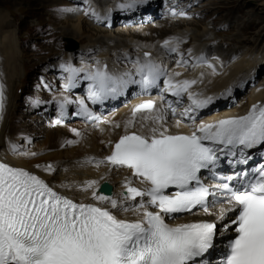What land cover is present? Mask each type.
Here are the masks:
<instances>
[{"label": "snow or ice", "instance_id": "snow-or-ice-1", "mask_svg": "<svg viewBox=\"0 0 264 264\" xmlns=\"http://www.w3.org/2000/svg\"><path fill=\"white\" fill-rule=\"evenodd\" d=\"M83 3L85 15L96 21L108 20L113 11L110 7L101 13L90 0ZM144 3L125 0L114 7L131 11ZM168 11L173 16L185 15L175 6ZM183 42L171 36L159 48L163 55L175 54L177 67H187L191 60L193 67L204 65L216 73L215 64L203 51L193 55L189 48L185 55ZM113 55V66L91 50L81 54L79 66L71 55L61 58V91L48 103H54L57 111L54 125L63 124L74 105L71 114L101 132L106 130L102 125L123 127L118 139L107 141L108 155L85 157L83 162L126 169L130 176L115 195L103 194L98 180H85L75 186L90 195L76 200L59 190L73 185H53L31 169L0 162V264H264V164L232 175H222L219 169L221 155L231 157L236 165H246L252 159L248 150L264 148V102L253 103L242 115L197 123L200 112L230 95L231 87L219 96L197 90L204 72L183 78L152 51L138 48L135 55L128 51ZM120 63L125 66H115ZM133 85L141 94L156 89L158 96L133 105L122 123L102 119L89 106H102ZM81 86L84 95L73 97V90ZM3 88L0 84V112ZM167 94L175 102L165 103ZM185 97L180 118L169 124V112L176 117L174 104ZM41 102L39 97L32 101L34 105ZM185 120L191 130H181ZM70 131L77 139L65 140L61 147L82 138L76 128ZM9 148L25 157L40 155L21 150L16 143ZM34 168L49 176L57 171L52 163H37ZM209 179L216 182L209 183ZM197 212L202 213L198 218L169 222ZM213 254L217 260L209 258Z\"/></svg>", "mask_w": 264, "mask_h": 264}, {"label": "rangeland", "instance_id": "rangeland-1", "mask_svg": "<svg viewBox=\"0 0 264 264\" xmlns=\"http://www.w3.org/2000/svg\"><path fill=\"white\" fill-rule=\"evenodd\" d=\"M66 1L68 0H0V10H3L6 17L5 21L0 23V27L2 30L13 31L14 44L16 42L15 48L17 49L15 53L16 74L12 83L11 104L3 124V138L13 131L15 136L19 137L21 135L18 140H13L14 143L21 146V150L26 148L35 152L44 138L43 133L48 125L38 121V117L33 112L38 107L32 101L39 97L42 101L40 104H43L52 99L46 97V93L52 88L48 90L44 81L47 77L49 78L50 69L64 55V58L69 55L72 56L70 52L65 54L64 44L67 38H71L80 44L81 50L85 51L86 47L83 45L90 46V50L95 55L105 45H111L107 41H112L114 46H122L120 50L122 52L127 47L126 51L133 48L131 51H135V53L139 46L146 42L145 36L143 38L132 36L133 31H140L139 27L137 29H134L136 26L113 29L95 26L78 13L77 7L71 8ZM60 9H72L73 11L61 12ZM198 16L199 18L191 22L183 21L184 19H171L175 23H172L173 25H170L169 28L172 32L183 35L190 31L193 39L207 32L206 36L210 38L209 40L219 39L216 44L220 50H227L223 41L233 47L242 45L247 50L246 54L251 57L261 54L264 50V0H202ZM79 20L82 22L80 26L83 25L90 29L88 34L91 35V38L89 40L82 35L80 36L79 32L73 34V30L80 23ZM167 22L166 19L149 24L164 25ZM176 22L187 23L183 31L179 30V24ZM221 25L224 28L228 27V30L218 31V27ZM190 29L196 31V33H193ZM137 34L139 33H135V35ZM162 40V38H159L155 41L158 43ZM94 45L98 47H94ZM106 48L116 50L115 48H109V46H106ZM80 54H73V56L77 60L81 56ZM261 56L264 57V52ZM234 57H236V52ZM251 57L248 59L258 63L256 71L264 66L262 58L253 59ZM243 58L246 57L243 56ZM259 74L260 72L255 73V75ZM54 82L52 79V83ZM46 83L51 85L49 80H46ZM259 83L261 85L259 84L251 89L249 95L264 87V74L260 77ZM17 88L22 89V93L17 94ZM56 90L61 91V89ZM229 96H226V101L230 98ZM12 118H15L18 126L12 123ZM6 125L11 128L7 129ZM12 139L14 138L11 135L9 139L2 140V152L12 154L9 148ZM47 163L57 166V171L52 174L55 176L54 174L61 167L60 161L40 162L39 164Z\"/></svg>", "mask_w": 264, "mask_h": 264}, {"label": "bare ground", "instance_id": "bare-ground-1", "mask_svg": "<svg viewBox=\"0 0 264 264\" xmlns=\"http://www.w3.org/2000/svg\"><path fill=\"white\" fill-rule=\"evenodd\" d=\"M121 1L123 0H116L117 4ZM5 18V13H3V10H0V23L4 22ZM167 20L168 22L164 25H152L148 23L142 26H136L134 28L137 29L139 27L140 31H133V37L138 36L143 38L145 36L144 38L146 42L139 46L140 50H150L156 52L158 50L157 46L159 45V42H162L164 39H167L171 36H178L181 38L184 37V35L181 33L172 32L169 27L170 25H173L172 23H175V21L171 19ZM81 23L82 22L80 21V23H78V25L75 27L73 34H77L79 32L80 36L82 35L85 37V39L89 40L91 38V35L88 34L90 29L84 27L83 25L80 26ZM176 23H178L179 26L181 24H187L186 22ZM135 33L139 34L135 35ZM141 33L143 35H141L142 37L140 36ZM14 38L13 31L2 30L0 27V84H3L4 86V109L2 112H0V162H7L12 166H20L31 169L36 172V174L48 179L53 185H59L62 182L65 184H71L73 185L72 187L59 190L64 192L66 195L75 198L76 200L83 199L86 195H90V193L79 191L75 186L76 184L82 183L83 181L89 179L98 180L100 183L108 181L113 186V192L111 195L118 194L121 191L122 175L127 176L129 174L126 169H109L108 165L106 164H101L99 167H96L94 164H87L83 161L85 157H96L97 159H102L105 157L107 151L110 149L107 141L109 139H117V137L123 133V127L116 129L110 128L107 125H102V127H105L106 130L101 132L99 128L94 127L91 123H85L81 121H75L73 123L66 122L60 125H54L51 123L49 127L47 126L45 132L43 133L44 138L41 144H39L38 147L36 146L37 150H35V152L40 153V155L36 157H25L19 154H14L11 156L2 152L1 143L3 140V124L11 104V93L13 92L12 83L17 67L15 66V53L17 49L15 48L16 42L14 44ZM159 38H162L163 40L156 43L155 40ZM191 49L195 50L196 46L193 45ZM126 50L127 47L124 51ZM235 52L236 57L228 60V63L222 67L220 64L215 63V74H212L211 70L206 66L201 65L197 68H194L187 76H185V78L198 77L200 72H204L203 82L199 84L197 88L204 93L213 91L216 92V89H220L222 87L232 88L236 80L241 81L240 85L236 87V89L239 88L241 85H243L245 80H247V77H249L252 72L256 71L258 63L257 61L243 58L245 54L243 48H238ZM98 57L109 61L110 65H113L114 60L111 59L106 52H101ZM73 91H76V89ZM233 91H235L234 88H232L230 96L234 94ZM59 92V90L50 89L48 93H46V97H53L54 95H58ZM226 99L227 98L225 97L224 100ZM258 101L264 102V87L255 90L254 93L249 95V104L256 103ZM219 104L222 103L220 102ZM130 109L131 106L125 104L113 113L104 115L101 118L122 123L128 118ZM225 113L234 114L235 109H231ZM200 114H202V111ZM214 114L211 116L204 114L202 117H200V119L197 120V123H199L200 120L206 121V119H214ZM174 120L175 119H169V124L174 123ZM72 128H76L77 130L81 131L83 134L82 138H80L79 142L76 144L65 145L64 147H61L65 140L77 139L70 131ZM56 161H60L59 164H61V167L59 168L58 172L54 174L55 176H49L47 173L34 168V165L40 162ZM101 177L104 178L101 179ZM200 215H202V213L197 212L194 215H185L184 217L177 218L176 220L181 219L188 221L198 218Z\"/></svg>", "mask_w": 264, "mask_h": 264}, {"label": "water", "instance_id": "water-1", "mask_svg": "<svg viewBox=\"0 0 264 264\" xmlns=\"http://www.w3.org/2000/svg\"><path fill=\"white\" fill-rule=\"evenodd\" d=\"M68 42H69V44H68V46H67L68 49H75V48H76L77 44H76L75 42H73V41L70 40V39H68ZM109 189H111L110 186H108V185H106V186L104 185V186H103V190H104V191L109 192V191H108Z\"/></svg>", "mask_w": 264, "mask_h": 264}]
</instances>
